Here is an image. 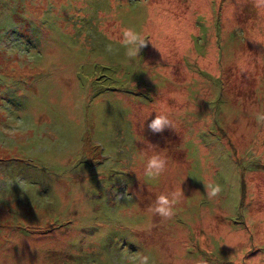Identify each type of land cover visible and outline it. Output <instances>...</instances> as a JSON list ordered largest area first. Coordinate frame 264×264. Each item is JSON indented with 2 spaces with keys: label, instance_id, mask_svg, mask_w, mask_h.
I'll return each instance as SVG.
<instances>
[{
  "label": "rangeland",
  "instance_id": "rangeland-1",
  "mask_svg": "<svg viewBox=\"0 0 264 264\" xmlns=\"http://www.w3.org/2000/svg\"><path fill=\"white\" fill-rule=\"evenodd\" d=\"M0 264H264V0H0Z\"/></svg>",
  "mask_w": 264,
  "mask_h": 264
},
{
  "label": "clouds",
  "instance_id": "clouds-1",
  "mask_svg": "<svg viewBox=\"0 0 264 264\" xmlns=\"http://www.w3.org/2000/svg\"><path fill=\"white\" fill-rule=\"evenodd\" d=\"M126 37H128V39H126L124 41L125 44H127L129 42V39L134 40L136 39V37L134 35L129 36V33L126 31L125 32ZM133 49H129V52H133ZM166 122L165 117L163 115H157L155 116L149 123V126L154 130V131H159L162 127L163 124ZM141 159H143V157H141ZM163 166V160L160 159L157 155H152L150 157H148L147 161H146V175L148 177H152L155 176L160 169ZM213 191H215V189H212ZM158 210L162 213H167L168 209L166 207V205L168 204V199L165 195L161 194L158 196Z\"/></svg>",
  "mask_w": 264,
  "mask_h": 264
}]
</instances>
